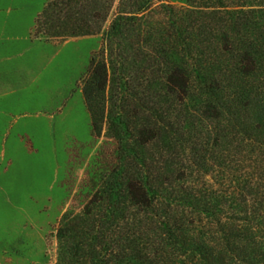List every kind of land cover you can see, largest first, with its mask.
I'll use <instances>...</instances> for the list:
<instances>
[{"label": "trees", "instance_id": "16d2710c", "mask_svg": "<svg viewBox=\"0 0 264 264\" xmlns=\"http://www.w3.org/2000/svg\"><path fill=\"white\" fill-rule=\"evenodd\" d=\"M199 1L120 0L82 84L118 160L63 213L56 264H264V0ZM113 3L48 0L35 34H97ZM208 170L221 188L190 180Z\"/></svg>", "mask_w": 264, "mask_h": 264}, {"label": "rangeland", "instance_id": "374dc122", "mask_svg": "<svg viewBox=\"0 0 264 264\" xmlns=\"http://www.w3.org/2000/svg\"><path fill=\"white\" fill-rule=\"evenodd\" d=\"M47 1L0 0V264H56L63 213L81 211L118 160L106 126L92 132L82 84L120 0L100 32L65 37L35 34ZM199 2L154 0L146 15ZM218 176L190 180L219 189Z\"/></svg>", "mask_w": 264, "mask_h": 264}, {"label": "crops", "instance_id": "0c3cea01", "mask_svg": "<svg viewBox=\"0 0 264 264\" xmlns=\"http://www.w3.org/2000/svg\"><path fill=\"white\" fill-rule=\"evenodd\" d=\"M0 50H2V48H1ZM0 58H2V60H3V58H6V55H2V54H0ZM0 61H1V60H0Z\"/></svg>", "mask_w": 264, "mask_h": 264}]
</instances>
